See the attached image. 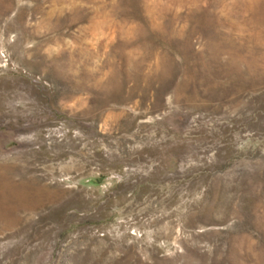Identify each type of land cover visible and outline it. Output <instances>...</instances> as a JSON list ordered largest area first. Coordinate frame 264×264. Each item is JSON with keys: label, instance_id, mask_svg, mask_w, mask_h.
Segmentation results:
<instances>
[{"label": "rangeland", "instance_id": "obj_1", "mask_svg": "<svg viewBox=\"0 0 264 264\" xmlns=\"http://www.w3.org/2000/svg\"><path fill=\"white\" fill-rule=\"evenodd\" d=\"M0 264H264V0H0Z\"/></svg>", "mask_w": 264, "mask_h": 264}]
</instances>
